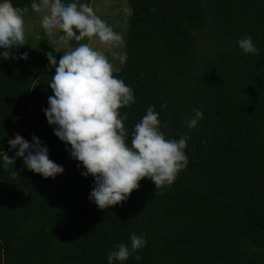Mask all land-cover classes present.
<instances>
[{
    "label": "trees",
    "instance_id": "16d2710c",
    "mask_svg": "<svg viewBox=\"0 0 264 264\" xmlns=\"http://www.w3.org/2000/svg\"><path fill=\"white\" fill-rule=\"evenodd\" d=\"M126 3L127 59L113 72L135 99L118 109L127 114L126 142L153 107L167 139L189 137L188 164L171 186L155 189L144 178L126 201L98 209L88 199L93 177L81 175L42 111L55 68L0 57V264H108L116 245L130 247L141 233L145 246L114 264H264V0ZM244 36L257 54L239 48ZM196 109L203 118L189 129ZM15 134L38 137L63 173L45 179L19 157L5 169L2 151L14 156Z\"/></svg>",
    "mask_w": 264,
    "mask_h": 264
},
{
    "label": "clouds",
    "instance_id": "9594fccd",
    "mask_svg": "<svg viewBox=\"0 0 264 264\" xmlns=\"http://www.w3.org/2000/svg\"><path fill=\"white\" fill-rule=\"evenodd\" d=\"M32 12L41 14V26L49 40L58 46L70 41L80 42L96 38L106 46L110 56L123 65L125 52L116 51L125 46L124 37L115 32L106 21L98 17L87 4L63 3L62 0H33ZM29 7H14L11 0H0V57L7 60L27 59L26 52L19 57L10 52L26 44L24 17ZM58 33H62L59 34ZM78 33V34H77ZM239 48L245 54H257L251 36L238 40ZM55 52L58 47H53ZM49 67L55 68L48 86L53 95L48 97V107L42 109L53 134L66 145H70V157L82 165V176L94 179L88 199L98 209L126 201L139 181L148 178L155 189L171 186L178 174L186 168L185 154L188 136L179 140L167 139L160 131L158 113L153 107L134 126L130 145L126 142L128 129L123 121L127 114L120 116L118 109L135 102L133 90L124 81L114 77V65L109 55L88 43L65 52L58 63L53 52L46 53ZM165 107V105H161ZM203 113L196 109L186 120L189 129L195 128ZM9 150L15 149L14 156L2 151L5 169L15 164L16 157L24 166L43 178H55L64 169L48 157V148L38 137L29 143L21 135L8 139ZM14 173H17L14 171ZM15 181L16 175L10 177ZM130 247L124 243L115 246L108 255V264L123 262L146 244L145 234H132ZM139 261L140 255H135Z\"/></svg>",
    "mask_w": 264,
    "mask_h": 264
},
{
    "label": "rangeland",
    "instance_id": "374dc122",
    "mask_svg": "<svg viewBox=\"0 0 264 264\" xmlns=\"http://www.w3.org/2000/svg\"><path fill=\"white\" fill-rule=\"evenodd\" d=\"M62 2L66 4L68 3L64 2L63 0ZM73 2L77 3V5L87 4L92 7L98 17L106 21L115 32L125 37V25L129 14V8L126 0H73L70 3ZM41 19V14L34 13L31 17L25 20L26 44L24 46L26 52L29 58H41L47 63L48 60L46 53L53 52L58 63L61 56L65 52L77 47L78 43L70 41L68 45L58 46L54 40H49L47 37L41 26ZM84 43H88L90 46L105 52L106 55H109L110 62L113 63L114 69L117 70L119 62L110 56L109 50L106 48V46L101 45L96 38H93L91 41L87 39ZM53 47H58L59 52H55ZM200 47L202 49L205 48L203 41L200 42ZM115 50L122 52L123 48H118Z\"/></svg>",
    "mask_w": 264,
    "mask_h": 264
}]
</instances>
